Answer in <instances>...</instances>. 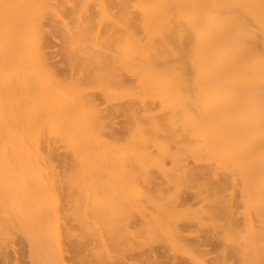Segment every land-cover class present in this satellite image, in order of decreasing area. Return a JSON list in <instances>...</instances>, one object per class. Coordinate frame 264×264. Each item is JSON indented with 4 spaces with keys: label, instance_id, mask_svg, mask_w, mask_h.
<instances>
[{
    "label": "rangeland",
    "instance_id": "obj_1",
    "mask_svg": "<svg viewBox=\"0 0 264 264\" xmlns=\"http://www.w3.org/2000/svg\"><path fill=\"white\" fill-rule=\"evenodd\" d=\"M210 9L264 53V0H48L46 55L0 57V137L26 144L0 150V264H264L253 135L210 146L193 116Z\"/></svg>",
    "mask_w": 264,
    "mask_h": 264
},
{
    "label": "bare ground",
    "instance_id": "obj_2",
    "mask_svg": "<svg viewBox=\"0 0 264 264\" xmlns=\"http://www.w3.org/2000/svg\"><path fill=\"white\" fill-rule=\"evenodd\" d=\"M48 0H0V57H8L7 65L15 67L21 57L35 52L46 55L42 26L46 16L43 9ZM102 3L111 0H98ZM120 4L125 0H118ZM203 24L195 20L192 26L194 44L193 63L197 74L205 76L203 98L196 91L192 96L195 120L205 119L202 126L208 136V145L218 143L236 149L249 146L246 141H234L241 134L253 135V146L258 162L264 161V53L248 51L243 40L232 35L222 11L209 10ZM211 18H213L211 20ZM123 21H129L125 16ZM122 23V22H121ZM112 35V34H111ZM185 34H181L180 55L186 56ZM140 38V37H139ZM138 39V38H137ZM148 45L143 39L135 47L145 53L155 50L163 56L162 43ZM198 80H195V83ZM8 118H13L16 100L8 101ZM139 108V109H138ZM141 108V109H140ZM149 108L129 106L131 115L140 111L148 114ZM24 136L7 133L0 137V150L26 148Z\"/></svg>",
    "mask_w": 264,
    "mask_h": 264
}]
</instances>
